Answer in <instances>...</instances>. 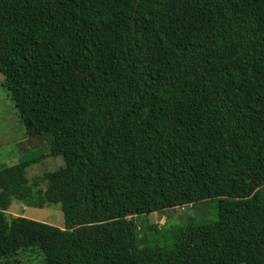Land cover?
Returning a JSON list of instances; mask_svg holds the SVG:
<instances>
[{"label": "trees", "instance_id": "trees-1", "mask_svg": "<svg viewBox=\"0 0 264 264\" xmlns=\"http://www.w3.org/2000/svg\"><path fill=\"white\" fill-rule=\"evenodd\" d=\"M0 73L64 159L0 160V264H264V0H0ZM212 199L170 249L136 222Z\"/></svg>", "mask_w": 264, "mask_h": 264}, {"label": "rangeland", "instance_id": "rangeland-1", "mask_svg": "<svg viewBox=\"0 0 264 264\" xmlns=\"http://www.w3.org/2000/svg\"><path fill=\"white\" fill-rule=\"evenodd\" d=\"M2 83L3 75L0 73V160L6 165H15L24 160L32 161L27 168V175L31 180L47 171H54L63 166L64 159L61 155H49L51 136L38 140H31L27 136L25 125L20 119L10 92ZM45 187L46 183H43L42 188ZM8 213L22 215L58 227L65 225L64 212L59 203H47L43 207H36L13 199ZM216 220H218L216 199L202 201L194 206L173 207L141 216L139 219L136 218L139 225L141 221L156 223L158 225L156 229L144 232L148 236L147 244L167 249L173 247L177 235L191 222L207 223ZM144 233H141V236ZM24 259L29 264H36L28 262V257Z\"/></svg>", "mask_w": 264, "mask_h": 264}]
</instances>
